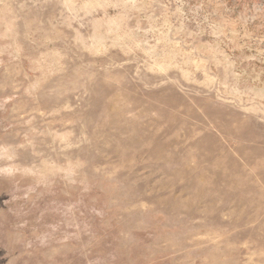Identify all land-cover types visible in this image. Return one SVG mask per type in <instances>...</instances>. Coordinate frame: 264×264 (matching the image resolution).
<instances>
[{"label":"rangeland","instance_id":"rangeland-1","mask_svg":"<svg viewBox=\"0 0 264 264\" xmlns=\"http://www.w3.org/2000/svg\"><path fill=\"white\" fill-rule=\"evenodd\" d=\"M0 264H264V0H0Z\"/></svg>","mask_w":264,"mask_h":264}]
</instances>
